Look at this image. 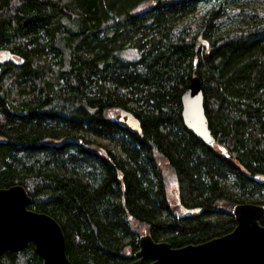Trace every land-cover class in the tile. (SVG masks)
Listing matches in <instances>:
<instances>
[{
    "label": "trees",
    "instance_id": "1",
    "mask_svg": "<svg viewBox=\"0 0 264 264\" xmlns=\"http://www.w3.org/2000/svg\"><path fill=\"white\" fill-rule=\"evenodd\" d=\"M5 49L18 61L0 63V188L21 184L59 222L74 264L131 261L144 228L202 243L234 228L236 204L264 205V0H0ZM193 76L222 152L182 122ZM41 262L32 243L0 256Z\"/></svg>",
    "mask_w": 264,
    "mask_h": 264
},
{
    "label": "water",
    "instance_id": "2",
    "mask_svg": "<svg viewBox=\"0 0 264 264\" xmlns=\"http://www.w3.org/2000/svg\"><path fill=\"white\" fill-rule=\"evenodd\" d=\"M204 43V42H203ZM204 45H206L204 43ZM18 61L8 49L0 50V63ZM184 126L206 145H213L203 106V91L198 76L191 77L181 95ZM113 121L130 132H141L139 120L128 110L119 109ZM31 197L21 184L0 188V256L19 253L30 243L41 264H74L66 254V240L59 222L44 212L28 208ZM200 208L183 210L194 215ZM234 228L219 237L198 244L172 247L150 235L139 238L134 259L124 264H264V205L240 203L233 207Z\"/></svg>",
    "mask_w": 264,
    "mask_h": 264
},
{
    "label": "rangeland",
    "instance_id": "3",
    "mask_svg": "<svg viewBox=\"0 0 264 264\" xmlns=\"http://www.w3.org/2000/svg\"><path fill=\"white\" fill-rule=\"evenodd\" d=\"M150 4H152V2H145L140 7H138V9L139 8H146ZM208 6L209 5H207V4H205V5L202 4L200 6V11L199 12L205 10L206 8H208ZM234 19H235L234 17L232 19L225 18L224 19V24H223L224 27L231 25ZM114 114H115V112L112 113V116ZM213 147H214V149L218 150L219 152H222L223 151L222 148H221V146H219L218 144H213ZM164 172H165L166 180H167L168 199H169V201L172 204H174V203L176 204L178 202V198H177L178 197V194H177V187H176L175 180L172 178V173H171V171L168 168L164 167ZM144 234H147L146 228H144V229L141 230V235H144Z\"/></svg>",
    "mask_w": 264,
    "mask_h": 264
},
{
    "label": "flooded vegetation",
    "instance_id": "4",
    "mask_svg": "<svg viewBox=\"0 0 264 264\" xmlns=\"http://www.w3.org/2000/svg\"><path fill=\"white\" fill-rule=\"evenodd\" d=\"M134 259V258H133ZM144 264V263H143Z\"/></svg>",
    "mask_w": 264,
    "mask_h": 264
}]
</instances>
